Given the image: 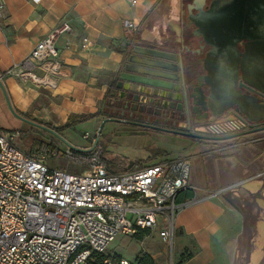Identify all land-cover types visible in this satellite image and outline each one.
<instances>
[{
	"label": "crops",
	"instance_id": "obj_1",
	"mask_svg": "<svg viewBox=\"0 0 264 264\" xmlns=\"http://www.w3.org/2000/svg\"><path fill=\"white\" fill-rule=\"evenodd\" d=\"M3 2L0 115L9 114L6 102L10 100L18 120L52 130L69 125L64 135L72 133L79 124L95 127L103 120L97 113L102 111L110 86L121 72L124 49L133 41L147 44L160 33H179L181 0ZM123 20L134 22L136 27L126 32ZM58 27L65 28L56 40L63 77L55 89L3 75ZM84 38L90 45L81 49ZM0 129L6 128L0 124ZM96 134L95 129L88 134L84 147L79 148L88 147ZM64 135L60 137L63 139ZM176 151L172 158H160L141 167L129 163L126 171L113 172L135 171L179 158L190 160L188 188L175 200L179 210L173 218L172 264H264V132L225 146L190 144ZM230 187L231 192L217 194ZM137 233V239L148 233L150 236L142 245L136 241L132 245L124 239L126 236H120V243L130 245L133 254L129 258L117 253L121 256L118 258L133 262L139 253H145L157 264H166L167 245L158 231Z\"/></svg>",
	"mask_w": 264,
	"mask_h": 264
},
{
	"label": "built area",
	"instance_id": "obj_2",
	"mask_svg": "<svg viewBox=\"0 0 264 264\" xmlns=\"http://www.w3.org/2000/svg\"><path fill=\"white\" fill-rule=\"evenodd\" d=\"M3 9L0 0V16ZM122 26L126 32L136 27L129 20ZM64 30L54 28L3 75L55 89L63 77L56 40ZM89 45L84 38L80 48ZM18 135L0 130V264H88L116 237L140 230H157L173 249L175 200L188 188V158L113 173L96 135L85 148L67 145L33 153L14 144ZM61 158L75 168L54 166ZM105 263L134 264L117 258Z\"/></svg>",
	"mask_w": 264,
	"mask_h": 264
},
{
	"label": "flooded vegetation",
	"instance_id": "obj_3",
	"mask_svg": "<svg viewBox=\"0 0 264 264\" xmlns=\"http://www.w3.org/2000/svg\"><path fill=\"white\" fill-rule=\"evenodd\" d=\"M151 43L166 52L171 60L177 61L178 56L185 58L181 64L188 77L185 78V96L179 92V74L171 73L167 75L174 79L173 82L155 77L150 81L166 85L177 92L167 94L171 99L161 101L160 106L150 104L153 98L131 93L129 84L121 82L120 76L127 75L122 70L110 86L102 110L104 119L115 120L111 122L136 133L185 139L201 147L222 146L239 139L210 140L246 130L253 124L249 119L240 122L234 113L225 114V123L219 122L222 116L214 118L210 114L213 102L208 99L210 89H213L214 94L218 91V78L223 68H227L228 73L232 70L235 87L237 81L249 83L255 77L264 79V0H181L179 33H160ZM124 52L126 69L157 76L165 74L158 68L131 66L128 64V58L132 56L130 47ZM174 62L156 63L177 70V63ZM141 78L145 79L144 76ZM237 90L244 98L258 95L247 90L244 85H238ZM237 103L227 101L224 105L215 103L218 105L212 107L215 112L226 107H232L230 110L233 111L242 110ZM251 115L248 117L251 118ZM177 133H194L205 139L189 138Z\"/></svg>",
	"mask_w": 264,
	"mask_h": 264
},
{
	"label": "rangeland",
	"instance_id": "obj_4",
	"mask_svg": "<svg viewBox=\"0 0 264 264\" xmlns=\"http://www.w3.org/2000/svg\"><path fill=\"white\" fill-rule=\"evenodd\" d=\"M7 111L9 114L0 115V124L4 125L6 129H0L6 133L18 132L19 135L13 139L14 144L18 148H22L26 152H39L41 151V142L44 138L57 139L52 137L49 133L42 131L37 126H34L32 121H21L16 118V110L11 106L10 100H7ZM106 101L102 105V110L105 108ZM103 119L105 116H101ZM103 121V120H102ZM102 121L93 127L91 124L82 123L73 129V132L69 134H63V140H60L61 146L75 145L79 147H84L85 140L82 139L84 134H92L94 130H97L98 144L104 151L105 158L111 163L112 169L117 167L127 168L129 163L137 164L136 166H144L152 164L155 160L160 158H172L177 155L176 149H181L190 145L189 140L175 138L171 136H160L154 134L136 133L134 130L128 129L127 127H120L114 122L107 121L102 124ZM31 122V123H30ZM72 136V137H71ZM225 146L226 144H221ZM160 152L156 155L154 151ZM63 170L74 169L75 165L71 161H65L64 159H59L57 162L53 163ZM231 192V191H230ZM138 233L134 234L132 237L124 238L128 243L137 242L145 243L149 238V233L143 235L140 239L135 238ZM121 237L118 236L110 244L109 249L104 253V259H110L111 257L117 258L122 256H132V248L130 245L125 246L120 243ZM135 242V243H136ZM164 248V245L163 247ZM115 250V251H114ZM166 254L164 261L166 264H172V251L168 246H166ZM116 252V253H115ZM144 255L150 257V255L145 253H139L133 260L140 258ZM152 259V258H151ZM105 260V261H106ZM97 259L92 258L88 264H95ZM154 261V260H153ZM163 260L162 262L165 263ZM106 264V263H105ZM154 264H157L154 262Z\"/></svg>",
	"mask_w": 264,
	"mask_h": 264
},
{
	"label": "water",
	"instance_id": "obj_5",
	"mask_svg": "<svg viewBox=\"0 0 264 264\" xmlns=\"http://www.w3.org/2000/svg\"><path fill=\"white\" fill-rule=\"evenodd\" d=\"M133 42L130 44L131 54L128 58V64L131 66H144L146 68H158L160 70L165 71V74L157 75H151L142 73L140 71H134V70H128L125 68V61L121 68V71L123 70V74H126L125 77L122 75L120 76L121 82L125 84H129L131 93H136L138 95H144L145 97H151L153 98V101L150 104H153L155 106H160L161 101H167L170 100V96H166L167 94L171 95L176 90H171L170 87L166 85H157L152 83L150 80L151 78H159L162 81L165 82H173L174 79L171 78V76L167 74L176 73L178 77V82L181 84L180 93L184 97V89H185V78L187 77V73L183 72L182 70V58L181 56H178L177 61L171 60L168 55H166V52L162 51L161 49H158L154 47L152 43L147 44H140L139 42H135V46H133ZM158 45V44H157ZM157 60V61H156ZM153 61H160V62H174L177 65V70L170 69L168 67H163L156 62ZM229 70V68H228ZM119 76V75H118ZM141 76H144L145 79H142ZM188 78V77H187ZM238 85L242 86L244 85L245 88L247 87V90L250 92H253L255 94H258L257 96L251 95L247 98H244L240 94V92L237 90ZM128 85H126L127 87ZM119 87V86H118ZM217 93L214 94L213 89H210V96L209 101L213 102L211 103L212 106L224 105L227 101H237L238 103L236 105H239L242 110L239 111H233L230 109H233L232 107L229 108H223L219 110L218 112H215L213 110V107L211 106V109L209 110L210 114L215 118L222 116L219 119V122H224L227 119L225 118V114L227 113H234L236 115V119L240 122L245 121V119H249L253 124L248 127L246 130H239L236 133H233L232 135H227L223 137H216L211 138L210 140H230V139H236L241 138L244 136L253 135L256 133L264 132V79L260 77H255L252 82H246V81H237V86L234 85V80L232 79V70L228 73L227 68H223L221 71V77L218 78V88ZM177 92V91H176ZM216 95L218 97H216ZM218 103V104H215ZM251 115V118L248 117V115ZM253 116V117H252ZM19 117V116H18ZM21 118V117H20ZM22 119V118H21ZM28 122L27 120H25ZM107 121H115L111 119H103L102 124L106 123ZM31 123V122H30ZM34 126H37L38 128L44 130L45 132H48L52 134L54 137L58 138L59 140H63L62 137H60L54 130L48 127H44L42 125H39L37 123H32ZM179 135H183L189 138H196V139H205V137H202L198 134L194 133H177Z\"/></svg>",
	"mask_w": 264,
	"mask_h": 264
},
{
	"label": "trees",
	"instance_id": "obj_6",
	"mask_svg": "<svg viewBox=\"0 0 264 264\" xmlns=\"http://www.w3.org/2000/svg\"><path fill=\"white\" fill-rule=\"evenodd\" d=\"M97 115H101V116H105L103 111H100L97 113ZM91 117V116H90ZM67 127H69V125H66L62 128H56L54 129V131L59 135V136H63L64 131L67 129ZM61 146V142L57 139H48V138H44L41 142V149L42 150H47V149H58ZM155 154H160V152H158L157 150L154 151ZM118 171H126L125 168L122 169H112V172H118ZM95 258L97 259L95 264H105V260L103 254H93L91 256V258L88 260V262L92 259ZM108 260V259H107ZM132 263L134 264H154V261L151 259V257L144 255L140 258H137L135 261H133Z\"/></svg>",
	"mask_w": 264,
	"mask_h": 264
}]
</instances>
